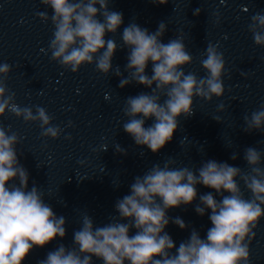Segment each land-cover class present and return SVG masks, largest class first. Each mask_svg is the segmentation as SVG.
<instances>
[{"label":"clouds","instance_id":"9594fccd","mask_svg":"<svg viewBox=\"0 0 264 264\" xmlns=\"http://www.w3.org/2000/svg\"><path fill=\"white\" fill-rule=\"evenodd\" d=\"M110 2L40 0L53 14L36 15L44 23L51 21L50 59L64 69L77 73L82 66L94 64L105 77H120V88L136 83L150 89L124 99L122 111L127 120L122 128L137 146L158 154L172 141L180 127V117L187 119L194 114V98L211 102L213 97L224 95L226 61L218 47L209 43L203 54L206 58L200 61L205 75L185 73L193 57L182 35L162 42L167 31L163 21L154 32L129 23L118 44L112 37L123 24V14L110 10ZM151 2L167 4L169 0ZM200 11L197 8L193 14L199 15ZM248 30L254 43L264 47V12L251 16ZM109 33L112 37L106 39ZM124 48L128 49L126 77L112 63L116 51ZM149 62L151 75L146 72ZM10 71L9 64H0V117L10 112L25 123H38L42 137L58 139L63 129L52 124L53 116L45 108L33 106V112V107H21L15 102V93L6 84ZM218 109L223 111L224 105ZM149 119L153 123L145 127ZM213 119L220 122L219 118ZM243 120L245 132L264 133V104ZM68 126H72L71 121ZM20 140L10 127L6 130L0 124V264H24L34 249L44 248L57 237L62 240L67 231L66 218L57 216L42 188L33 183L29 189V172L20 164L16 149ZM120 153L127 154L124 149ZM237 158L238 154L233 153L231 159ZM243 159L247 171L212 159L202 162L199 168L174 167L177 161L173 157L162 166L153 164L134 178L129 194L116 201L117 216L97 226L88 213L83 214L80 227L73 232L72 246L58 244L38 264H93V258L101 264H250L249 246L264 218V152L248 147ZM241 182L250 193L247 197ZM198 185L214 190L220 199L213 192L198 194ZM197 198L195 212L204 216L210 210L212 226L204 238L193 228L189 238L177 247L166 227L170 222L181 229L188 226L168 212L191 205ZM132 229L134 234H130Z\"/></svg>","mask_w":264,"mask_h":264}]
</instances>
